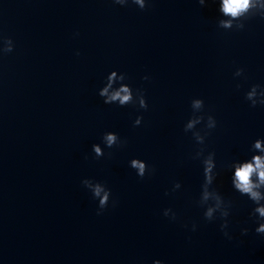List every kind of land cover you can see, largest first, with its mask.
<instances>
[{"label": "water", "instance_id": "water-1", "mask_svg": "<svg viewBox=\"0 0 264 264\" xmlns=\"http://www.w3.org/2000/svg\"><path fill=\"white\" fill-rule=\"evenodd\" d=\"M218 17L215 0H152L144 9L113 0H0V34L16 43L0 56V264H264V234L230 173L217 183L234 202L233 239L197 203L202 164L183 127L191 99L204 97L217 118L207 139L219 165L264 136V106L244 95L264 84V18L235 31L220 28ZM240 66L246 79L233 76ZM113 68L146 89L148 109L103 102L98 89ZM139 113L144 121L134 126ZM106 130L127 144L96 158L92 144ZM134 156L155 173L139 177L128 163ZM85 177L107 182L116 204L97 214ZM176 180L182 188L168 191Z\"/></svg>", "mask_w": 264, "mask_h": 264}, {"label": "clouds", "instance_id": "clouds-1", "mask_svg": "<svg viewBox=\"0 0 264 264\" xmlns=\"http://www.w3.org/2000/svg\"><path fill=\"white\" fill-rule=\"evenodd\" d=\"M209 0H199L201 5H206ZM114 4L127 6L130 3L144 9L151 5L152 0H113ZM218 4L219 17L218 25L226 30H242L246 26V21L259 16L264 18V0H215ZM78 35V32L76 33ZM16 43L11 36L0 34V56L12 52ZM77 50V55H79ZM234 78L245 77V68L236 67ZM144 80L150 79L146 74ZM238 88L242 85L237 82ZM143 87H133L129 82L126 72L118 68H113L104 77L102 86L98 89V94L103 98L105 104H115L126 106L137 105L139 108L148 109V98ZM245 99L252 107L264 106V84L252 83L244 93ZM192 114L184 123V131H191L197 142V150L193 153V159H199L202 164L203 181L201 191L197 200L198 205L203 209V216L208 221H220V228L228 239H233L229 230L230 216L234 202L225 197L217 183L218 177L224 171L230 173L232 188L247 197L252 208L250 215L255 217V232L264 234V136L256 137L249 146L248 154L230 160L225 166L218 164L217 153L214 149L208 150V137L211 135L218 121L216 116L205 109V98L195 96L191 99ZM143 113L136 115L133 125L139 126L143 123ZM127 139L122 138L115 130L103 132L101 141L92 144V151L96 158L105 156V148L124 147ZM111 155V153H108ZM129 166L136 170L139 177L154 174L155 166L139 156H134L129 160ZM81 183L91 192L92 198L98 202L97 214H101L109 203L116 204L113 198L112 188L107 182L93 177H85ZM182 188V182L176 180L172 188L168 191L175 192ZM163 214L171 219L177 218V212L172 207H166ZM187 227V225H185ZM198 227L196 222L191 225V230ZM248 227L241 228V234H247ZM152 264H166L163 259L155 258Z\"/></svg>", "mask_w": 264, "mask_h": 264}]
</instances>
